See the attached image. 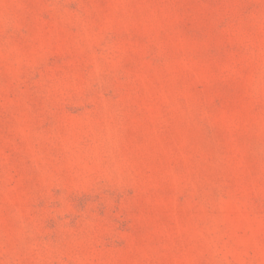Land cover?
I'll list each match as a JSON object with an SVG mask.
<instances>
[{
    "label": "rangeland",
    "instance_id": "374dc122",
    "mask_svg": "<svg viewBox=\"0 0 264 264\" xmlns=\"http://www.w3.org/2000/svg\"><path fill=\"white\" fill-rule=\"evenodd\" d=\"M0 264H264V0H0Z\"/></svg>",
    "mask_w": 264,
    "mask_h": 264
}]
</instances>
